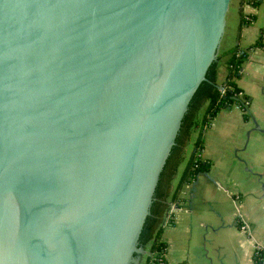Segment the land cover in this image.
Returning <instances> with one entry per match:
<instances>
[{
	"label": "water",
	"instance_id": "95a60500",
	"mask_svg": "<svg viewBox=\"0 0 264 264\" xmlns=\"http://www.w3.org/2000/svg\"><path fill=\"white\" fill-rule=\"evenodd\" d=\"M230 3L0 0V264H141Z\"/></svg>",
	"mask_w": 264,
	"mask_h": 264
},
{
	"label": "crops",
	"instance_id": "0c3cea01",
	"mask_svg": "<svg viewBox=\"0 0 264 264\" xmlns=\"http://www.w3.org/2000/svg\"><path fill=\"white\" fill-rule=\"evenodd\" d=\"M251 15L254 19L244 24L242 18ZM263 25L264 0L259 5L231 0L217 82L223 85L227 80L231 51L248 48L237 84L250 95L251 116L234 104L222 108L204 129L202 156L212 164L181 185L164 214L166 264H254L256 247H264V47H252ZM206 106L207 102L199 117ZM196 135L193 132L182 148L169 200L179 186Z\"/></svg>",
	"mask_w": 264,
	"mask_h": 264
},
{
	"label": "trees",
	"instance_id": "16d2710c",
	"mask_svg": "<svg viewBox=\"0 0 264 264\" xmlns=\"http://www.w3.org/2000/svg\"><path fill=\"white\" fill-rule=\"evenodd\" d=\"M250 1L254 5H259L263 0ZM254 17V15L244 16L242 22L246 24L253 20ZM255 46L264 47V25L260 37L252 45V47ZM248 54V48H235L231 51V55L227 61V80L222 85L224 89L218 86V60L215 61L208 70V80L200 84L190 102L189 108L183 118L176 143L161 173L152 203L151 213L148 215L140 235V244L148 249L144 264H166L165 252L167 243L163 238V226L166 223L164 214L174 202L181 185L196 177L200 172L208 170L212 164L209 159L202 156L204 129L211 124L212 119L222 108H231L234 104H238L242 109L249 110V104L251 102L250 95L242 93V88L237 84V78L242 72L243 62L248 57ZM206 102L205 112L202 117H199V110ZM245 116L249 117V114L246 112ZM193 132H196L197 135L192 152L180 179L179 186L169 200V188L182 158V148L186 140L192 137ZM254 264H264L263 246L258 245L256 247Z\"/></svg>",
	"mask_w": 264,
	"mask_h": 264
},
{
	"label": "rangeland",
	"instance_id": "374dc122",
	"mask_svg": "<svg viewBox=\"0 0 264 264\" xmlns=\"http://www.w3.org/2000/svg\"><path fill=\"white\" fill-rule=\"evenodd\" d=\"M247 113L249 114V116H251V114H250V110H247Z\"/></svg>",
	"mask_w": 264,
	"mask_h": 264
},
{
	"label": "built area",
	"instance_id": "2783aa9c",
	"mask_svg": "<svg viewBox=\"0 0 264 264\" xmlns=\"http://www.w3.org/2000/svg\"><path fill=\"white\" fill-rule=\"evenodd\" d=\"M222 89H224V87H222Z\"/></svg>",
	"mask_w": 264,
	"mask_h": 264
}]
</instances>
